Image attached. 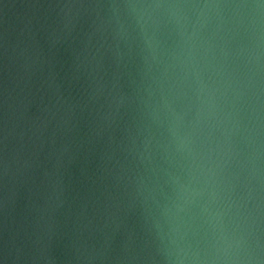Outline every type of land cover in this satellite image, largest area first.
<instances>
[{"label":"water","instance_id":"obj_1","mask_svg":"<svg viewBox=\"0 0 264 264\" xmlns=\"http://www.w3.org/2000/svg\"><path fill=\"white\" fill-rule=\"evenodd\" d=\"M0 264H264V0H0Z\"/></svg>","mask_w":264,"mask_h":264}]
</instances>
